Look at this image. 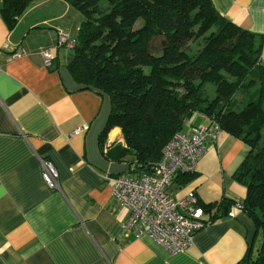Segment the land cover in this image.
<instances>
[{
    "label": "crops",
    "instance_id": "crops-1",
    "mask_svg": "<svg viewBox=\"0 0 264 264\" xmlns=\"http://www.w3.org/2000/svg\"><path fill=\"white\" fill-rule=\"evenodd\" d=\"M214 3L264 40V0ZM81 19L65 0H35L13 29L0 14V264H247L263 234L242 208L247 187L233 175L250 146L225 130L208 139L192 177L172 186L176 197L196 190L201 204L214 205L193 242L171 252L148 234L124 235L130 210L113 196L112 177L139 174L131 157L107 153L123 143L120 127L102 146L109 96L78 83L68 67L73 50L57 48L59 32L77 35ZM45 48L56 51L51 67L40 54ZM17 50L24 54L14 56ZM202 122L196 113L184 131ZM43 160L56 166L57 188L46 183ZM224 200L235 207L220 215Z\"/></svg>",
    "mask_w": 264,
    "mask_h": 264
},
{
    "label": "trees",
    "instance_id": "trees-1",
    "mask_svg": "<svg viewBox=\"0 0 264 264\" xmlns=\"http://www.w3.org/2000/svg\"><path fill=\"white\" fill-rule=\"evenodd\" d=\"M34 1L0 0L10 29ZM65 1L82 14L68 67L78 83L111 101L102 146L112 128L122 130L111 158L131 157L139 175L151 171L196 113L250 146L233 176L247 187L242 208L263 240L243 261L264 264L263 38L223 16L214 0ZM193 173L179 172L175 180ZM200 205L213 211V203ZM232 205L222 201L220 215Z\"/></svg>",
    "mask_w": 264,
    "mask_h": 264
},
{
    "label": "built area",
    "instance_id": "built-area-1",
    "mask_svg": "<svg viewBox=\"0 0 264 264\" xmlns=\"http://www.w3.org/2000/svg\"><path fill=\"white\" fill-rule=\"evenodd\" d=\"M74 45L73 36L59 32L57 48ZM23 54V50H17L14 56ZM40 54L46 67L53 66L55 49L45 48ZM221 130L218 123L208 121L193 125L191 131H178L164 146L162 160L152 165L151 171L112 177L113 196L130 210L124 224L125 236L148 234L171 252L182 251L193 242L195 234L208 223L204 208L196 190L176 197L172 186L179 172L197 171L200 158L207 152L208 139L215 138ZM42 166L48 186L57 188L59 172L54 163L43 160Z\"/></svg>",
    "mask_w": 264,
    "mask_h": 264
},
{
    "label": "water",
    "instance_id": "water-1",
    "mask_svg": "<svg viewBox=\"0 0 264 264\" xmlns=\"http://www.w3.org/2000/svg\"><path fill=\"white\" fill-rule=\"evenodd\" d=\"M224 213H225V214H228V208H227V207H225V209H224Z\"/></svg>",
    "mask_w": 264,
    "mask_h": 264
},
{
    "label": "rangeland",
    "instance_id": "rangeland-1",
    "mask_svg": "<svg viewBox=\"0 0 264 264\" xmlns=\"http://www.w3.org/2000/svg\"><path fill=\"white\" fill-rule=\"evenodd\" d=\"M68 34L70 35V33H68ZM63 48H65V47H63ZM66 49H67V48H66ZM188 123H189V122H188ZM188 123H187V124H188Z\"/></svg>",
    "mask_w": 264,
    "mask_h": 264
}]
</instances>
